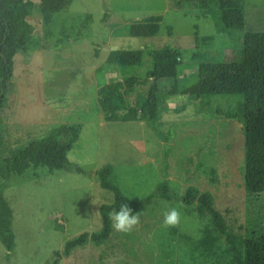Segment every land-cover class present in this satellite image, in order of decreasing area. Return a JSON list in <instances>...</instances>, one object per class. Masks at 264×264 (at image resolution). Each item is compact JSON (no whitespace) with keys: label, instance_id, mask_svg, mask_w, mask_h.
<instances>
[{"label":"rangeland","instance_id":"1","mask_svg":"<svg viewBox=\"0 0 264 264\" xmlns=\"http://www.w3.org/2000/svg\"><path fill=\"white\" fill-rule=\"evenodd\" d=\"M29 1L38 7L41 0ZM37 7L27 18L37 49L13 60L14 89L2 112L6 149L23 147L62 124L76 126L79 139L67 154L70 167L31 168L10 178L4 195L13 210L15 249L8 259L0 243V264H50L66 242L98 232L99 208L114 200L95 176L105 164L113 165L111 180L133 202L153 192L166 164L177 197L157 199L131 232L112 227L101 246L75 248L59 264H234L225 237L209 216L179 197L189 187L210 192L229 232L241 238L264 235V192L249 194L244 188L241 124L215 114L232 109L241 97L195 99L181 92L196 82L199 64L237 60L244 33L264 31V0H243L245 28L221 32L200 10L178 9L170 0H75L50 24ZM156 16L162 21L145 22ZM207 36L212 38L195 41ZM167 44L178 49L181 59L178 77L161 83L176 84L179 93L162 95L157 106L159 132L170 140L158 139L140 120L105 122L98 104L100 85L135 77V92L126 97L134 105L151 82L147 57L138 65H107V55ZM170 208H177L181 219L164 227L162 212ZM207 236L212 244L199 245Z\"/></svg>","mask_w":264,"mask_h":264},{"label":"trees","instance_id":"2","mask_svg":"<svg viewBox=\"0 0 264 264\" xmlns=\"http://www.w3.org/2000/svg\"><path fill=\"white\" fill-rule=\"evenodd\" d=\"M75 0H41L38 7L29 0H0V243L7 251V258L15 249L13 232V210L6 200L4 191L12 176H22L31 168L46 167L48 170H61L70 167L67 154L79 139L77 127L59 125L50 130L43 138L35 139L18 149L7 151L2 112L6 108L14 85L11 80L14 70V57L18 53L26 55L37 49L33 37L34 27L27 21L37 7L45 24L53 17L67 11ZM178 9H198L205 18H211L217 32L240 31L245 28L243 0H170ZM107 10L102 20L106 21ZM87 17V21H90ZM162 17L145 19L148 25L159 23ZM86 25V24H85ZM84 25V26H85ZM168 36L172 28L167 27ZM207 37H196V42H204ZM148 58L147 78L151 79L144 95L137 94L136 102L130 105L126 97L135 92V77H125L99 86L98 104L107 123L118 120L123 122L143 121L158 139L169 141L170 135L159 132V98L176 95V84L170 87L161 85L164 79H176L181 65L177 48L165 45L160 49L144 48L139 50H113L106 63L109 65H138ZM181 94L189 98H210L213 96H240L241 101L228 111L215 114L226 120L241 124L244 135V188L249 194L264 192V31H247L242 38L240 56L232 62H203L197 68L196 82ZM124 112L122 117L120 113ZM166 158V156H165ZM167 165L161 169L162 180L152 193L139 202L127 198L113 182V165L105 164L95 172L99 186L113 193L112 204L99 208L101 229L96 233L84 232L66 242L61 252L55 251L50 264H59L72 250L87 243L99 247L105 243L112 232L109 219L111 211L119 210L127 204L133 214L142 216L157 199L171 201L177 197L169 187ZM79 171V169H76ZM180 200L186 206L196 204L201 214H206L215 231L223 235L229 245L234 264H264V235L241 238L226 228L219 212L213 206L210 192L189 187ZM60 227V226H59ZM62 228V227H61ZM208 233V232H207ZM212 237L207 236L199 245H211ZM197 244V245H198ZM209 245V246H210Z\"/></svg>","mask_w":264,"mask_h":264},{"label":"clouds","instance_id":"3","mask_svg":"<svg viewBox=\"0 0 264 264\" xmlns=\"http://www.w3.org/2000/svg\"><path fill=\"white\" fill-rule=\"evenodd\" d=\"M98 213V212H97ZM164 227H174L178 225L181 219V213L177 208L165 209L162 212ZM109 219L115 231L129 233L139 224L140 213L133 214L131 208L125 203L119 210H113L109 213Z\"/></svg>","mask_w":264,"mask_h":264},{"label":"crops","instance_id":"4","mask_svg":"<svg viewBox=\"0 0 264 264\" xmlns=\"http://www.w3.org/2000/svg\"><path fill=\"white\" fill-rule=\"evenodd\" d=\"M108 55H109V54H108ZM108 55H107V57H108ZM107 57H106V59H107ZM105 62H106V60H105ZM106 64H107V63H106ZM107 65H109V64H107ZM68 126H69V125H68ZM73 127H76V126H73ZM97 170H98V169H97ZM97 170H96V171H97ZM123 194H124V193H123ZM124 195H125V194H124ZM125 196H126V195H125ZM126 197L129 198L128 196H126ZM129 199H130V198H129ZM143 199H144V198H143ZM143 199H142V200H143ZM131 201H132V200H131ZM137 202H139V201H137Z\"/></svg>","mask_w":264,"mask_h":264}]
</instances>
